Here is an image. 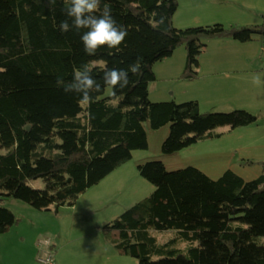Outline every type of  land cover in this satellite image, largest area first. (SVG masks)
Listing matches in <instances>:
<instances>
[{
  "label": "trees",
  "instance_id": "trees-1",
  "mask_svg": "<svg viewBox=\"0 0 264 264\" xmlns=\"http://www.w3.org/2000/svg\"><path fill=\"white\" fill-rule=\"evenodd\" d=\"M66 5L67 0H0V232L19 220L1 202L6 197L56 212L74 204L135 148L148 146L145 120L155 128L169 122L165 152L220 136L223 125L258 121L246 108L202 110L197 98L152 100L148 85L157 77L155 62L179 45L186 58L178 78L195 79L207 39L248 40L255 33L264 38V25L178 27V0H101V9L111 8L127 36L117 48L102 46L88 55L81 42L85 29L60 30L61 21L71 24ZM138 58L140 73L129 72L127 87L106 94L104 72L127 70ZM84 66L101 85L90 104L64 91ZM58 79L64 83L58 86ZM137 167L154 189L99 225L120 253L138 264H264V172L247 179L227 167L212 176L195 164L169 169L155 158ZM28 177H42L44 185L33 186ZM164 228L176 234L158 239L155 230Z\"/></svg>",
  "mask_w": 264,
  "mask_h": 264
},
{
  "label": "rangeland",
  "instance_id": "rangeland-1",
  "mask_svg": "<svg viewBox=\"0 0 264 264\" xmlns=\"http://www.w3.org/2000/svg\"><path fill=\"white\" fill-rule=\"evenodd\" d=\"M217 21L224 23L226 26L233 24H258L260 27H263L264 0H178V7L173 15V23L178 27L210 24ZM180 47L184 48L183 55L186 56L185 46L181 44L171 57H177ZM199 59L200 67H196L199 72L201 70L203 72L208 70L213 60L229 61V64L233 66V68L249 66L250 71L251 68L257 69L253 70L250 74L252 75L251 78L248 79V81H250L248 83L250 91L246 94L241 93L240 89H236L232 92H225V89L219 91L217 88L210 86H208L209 89H207V91L209 94H207L204 89L197 85L201 81L200 79H203V77L206 79L205 75L192 83L196 84L194 89L198 94L214 98L217 103L212 104L214 105V109L230 110L239 107L257 113L258 121L250 124L249 127L255 129V131H257L255 132L256 134L261 133L264 135L263 33H255L254 37L248 40H241L233 36L209 38L206 40V44ZM96 60L97 59L93 62H104V59H100L99 61ZM259 70L261 72H257ZM160 72L158 71L157 77L150 80L148 85L149 96L152 100L170 99V97H174L175 100L181 101L190 98L187 92H183L184 89H186L187 82H185V79L178 78L180 72L177 77L163 75ZM258 75H260L261 81L259 84L254 82V77ZM207 82L210 83L209 80H207ZM173 89L175 93L172 92ZM111 92L112 87L107 86L106 94ZM212 105L207 107L201 105V109H210L213 107ZM144 126L148 136L147 147L135 148L130 159L118 166V169L112 172L110 176L101 179L98 183L93 184L80 193L74 204L66 203L62 205L57 213L52 210H41L42 222L49 225L62 226L60 233H62L63 236L71 230H81L79 228H81L84 223L81 225L77 224L83 220L92 224L98 221L102 223L104 220L106 222L137 199L150 193L154 189L155 184L140 174L137 167L139 162L153 158L161 159L169 169L188 164V161L184 157L183 150L177 149L171 152L162 150L163 139L169 132V122L155 128L150 125L149 120H145ZM221 128L230 129L228 125H223ZM235 152V157L232 158L229 166L244 178H253L264 172V157L260 159L252 156L242 157L243 155L238 150ZM196 158L203 160V158L211 159L212 157L208 154L205 157L197 155ZM248 158L253 161L247 162L246 159ZM204 166L208 170L215 172V166L217 165ZM27 182L33 186L44 185L42 177H28ZM1 202L12 208L16 216L20 217V221H22L21 223L25 225V227L32 223L30 222L32 219L40 221L34 214V212H38L39 209L35 208L24 199L8 196ZM72 205H74L73 208L71 207ZM29 209H32L33 212ZM16 227L17 226H13L11 231H15ZM155 234L158 239L166 240L176 234V230L174 228L156 229ZM43 239L41 238L40 240ZM181 244L184 245L185 242ZM181 244L180 248L185 250L187 243L184 246ZM44 247L46 248V246ZM41 252L45 253L46 250H41ZM135 259L137 260L136 257Z\"/></svg>",
  "mask_w": 264,
  "mask_h": 264
},
{
  "label": "crops",
  "instance_id": "crops-1",
  "mask_svg": "<svg viewBox=\"0 0 264 264\" xmlns=\"http://www.w3.org/2000/svg\"><path fill=\"white\" fill-rule=\"evenodd\" d=\"M179 46L176 47L177 50ZM174 52L170 56L165 57L166 59L163 58L161 61L158 60L156 61L157 63L155 62L154 69L156 75H158V71H161L160 73L163 75L177 77L178 73L183 68L186 56L183 55V47H180L177 57H171L174 55ZM216 61L217 60L212 61L208 70L204 72L201 70L202 73L198 71L199 76L197 78L185 79L187 86L183 92H187L190 98H197L200 102V106L207 107L212 104H217L213 97L210 98L206 95L202 96L194 89L196 84L192 82L199 80L204 75L206 79L203 77L197 85L204 89L207 94H209L207 91V89H209L208 86L217 88L219 91L225 89V92H232L236 89H240L241 93L246 94L250 91V86L248 84L250 81H248V79L252 76L250 75L251 72L257 69L251 68L250 71L249 66L233 68V66L229 64V61ZM257 72L261 71L259 70ZM207 80H209L210 83H208ZM172 92L175 93V90L173 89ZM212 106L214 107V105ZM222 129L224 132L220 136L201 139L180 148L183 150L184 157L188 163L199 166L212 176H217L227 167H230V161L235 157L236 150L243 155L242 157L252 156L258 159L264 157L263 134H256L255 132L257 131L251 129L249 125ZM208 154L212 157L211 159L203 158V160H200V158H196L197 155L205 157ZM204 165L217 166H215V172H212ZM117 169L118 167L102 179L107 178ZM71 207L73 208L74 205ZM29 210L33 212L32 209ZM59 210L57 212H59ZM41 212L40 209L38 212H34L35 216L40 221L32 219L30 220L32 223L25 227V225H22V221H20L21 219L19 217V220L14 223L9 230L0 232V264H138L135 257L120 253L110 241L103 238L100 232V221L93 224L86 222V220L80 221L77 225L84 223V225L79 228L81 230H71L63 236L62 233H60L62 226L45 224L41 220ZM103 222H105V220ZM13 226H17L15 231H11ZM41 238H44L43 240L45 241L42 247L46 246V249L49 247V249L53 251L52 262H44L38 259V252L40 251L39 244L43 241L40 240Z\"/></svg>",
  "mask_w": 264,
  "mask_h": 264
},
{
  "label": "clouds",
  "instance_id": "clouds-1",
  "mask_svg": "<svg viewBox=\"0 0 264 264\" xmlns=\"http://www.w3.org/2000/svg\"><path fill=\"white\" fill-rule=\"evenodd\" d=\"M54 2V0H53ZM101 0H67L65 13L71 19L61 21L60 30L68 32L72 29L78 32L85 29L81 35V42L84 51L88 55H95L98 48L107 46L109 48H117L127 36V29L123 25L117 24L112 16L111 8L105 6L100 7ZM99 13V14H97ZM164 18L161 17L159 23H163ZM140 60L133 62L127 70L125 69H108L102 77L103 82L115 89L117 86L125 88L129 85V72L139 74ZM254 82L259 84L260 77L255 76ZM64 82L57 80V85ZM100 83L93 77L91 69L84 66L82 70H76L73 80L64 85L65 92H76L81 96V103L90 104L92 101V92L100 91ZM115 96V92H113Z\"/></svg>",
  "mask_w": 264,
  "mask_h": 264
},
{
  "label": "built area",
  "instance_id": "built-area-1",
  "mask_svg": "<svg viewBox=\"0 0 264 264\" xmlns=\"http://www.w3.org/2000/svg\"><path fill=\"white\" fill-rule=\"evenodd\" d=\"M44 243H45V241L43 240L39 244L40 251L38 252V259H40L41 261H44V262H52V260H53V251L50 250L49 248L46 249L44 246L42 247V245ZM41 250H46V252L42 253Z\"/></svg>",
  "mask_w": 264,
  "mask_h": 264
}]
</instances>
